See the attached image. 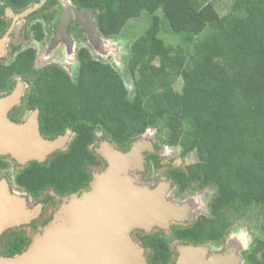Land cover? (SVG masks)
<instances>
[{"label": "trees", "instance_id": "1", "mask_svg": "<svg viewBox=\"0 0 264 264\" xmlns=\"http://www.w3.org/2000/svg\"><path fill=\"white\" fill-rule=\"evenodd\" d=\"M3 1L19 10L37 0ZM71 1L93 11L102 38L147 17L125 57L132 91L113 65L87 47L76 52L75 77L55 63L33 70V51L19 53L13 65L17 74L30 75L23 104L38 109L39 133L52 139L69 128L73 137L43 161L26 162L16 184L32 196L48 188L57 195L75 192L88 184V167L98 164L90 146L100 135L127 148L152 128L161 143L179 147L181 156L194 152L199 161L195 171L168 168V178L181 189L214 187L209 216L172 235L218 242L236 219L256 208L261 237L242 254L245 264H264V0H231L224 14L212 0ZM7 86L2 74L0 91ZM157 159L149 155L146 165L159 167ZM140 240L149 247V264H168V238ZM26 242L23 232L9 234L4 255L20 253Z\"/></svg>", "mask_w": 264, "mask_h": 264}, {"label": "water", "instance_id": "2", "mask_svg": "<svg viewBox=\"0 0 264 264\" xmlns=\"http://www.w3.org/2000/svg\"><path fill=\"white\" fill-rule=\"evenodd\" d=\"M34 8H27L21 15ZM93 14L65 6L57 20L55 41L68 43L67 25L76 22L84 27L87 40L95 47L102 37ZM20 92L18 85L0 97V154L22 163L43 161L61 147L71 131L67 136L44 138L38 131L35 112L24 122L10 120L7 110L18 103ZM146 150L152 151L151 144L136 140L127 151L109 144L102 146L99 153L107 166L94 175L88 190L65 197L44 231L20 253L0 256V264H146L144 250L130 232L134 228L148 232L154 225L167 228L185 215L180 206L164 198V183L154 188L134 185L133 172L143 167ZM39 208L28 209L25 198L12 193L7 182L0 179V234L29 222ZM238 259L232 253H208L205 244L189 245L180 250L174 264H234Z\"/></svg>", "mask_w": 264, "mask_h": 264}, {"label": "rangeland", "instance_id": "3", "mask_svg": "<svg viewBox=\"0 0 264 264\" xmlns=\"http://www.w3.org/2000/svg\"><path fill=\"white\" fill-rule=\"evenodd\" d=\"M212 1L214 2L215 7L220 14H224L230 9L231 0H212ZM146 20L147 17L143 16V14L135 20H130L125 25V27L118 36L114 38H100L99 41L95 43L96 45L95 47L92 44H90L87 40L78 41V39H75L73 37L72 38L74 41V48L72 50L65 48L62 44H59L58 46L53 47L52 49L50 48L48 49L46 45L40 46L39 52L37 54V62L40 65L45 63H53V62L57 63L63 69H65L71 77H74L77 71V60L75 59L74 49L76 46L85 44L88 46L93 57L110 63L119 71L127 89L131 92L132 80L130 79V77L128 76L125 70V57L128 53V49L131 41L140 33L141 30H143L144 26L147 23ZM83 36L85 37L84 34ZM50 38L51 37L49 36L48 41H50ZM85 39H87V36L86 38H84V40ZM32 44L34 43H31V45ZM175 87L176 88L179 87V82L175 84ZM21 94L22 93L20 92V96ZM20 96H19V101H20ZM153 134H154V129L147 128L142 134L139 135L140 137L137 136L133 140V142L136 140V141H141L143 143L152 144L157 140V138H154ZM72 137H73L72 134H68V138L64 141V143L61 145L60 148L65 149L69 141L72 139ZM109 143L110 142L108 140L98 137V139L90 146V149L93 150V152L96 154V156L99 159L105 161V159L101 156L99 151L102 146H104L105 144L107 145ZM156 148H155L156 150L155 153L157 154L158 157L157 160L159 162V167H155L152 164L147 165V168L149 169L148 171L149 174H152L151 180H154V178H156V180L160 181V183L163 182L162 179L164 176V172L170 167H180V168L188 167L194 171L196 170L199 161L197 160L196 154L194 152H190L185 156H181L179 153L180 152L179 147L169 146L161 142L156 145ZM144 154L145 153H143L142 156ZM2 156L5 157V160H1L4 162V165L0 166V178L6 179V182L9 184L8 187L12 193L24 198L26 197L25 200L26 199L29 200L27 202V208L32 209L34 205L33 200L30 197H28L27 193L23 189H21L18 185H16L14 181V177L16 173L24 164H26V162L24 163L19 162L14 157L7 154H0V157ZM142 165H143V161H142ZM105 166L106 165L104 162L101 164L99 163L94 167L89 166L88 168L91 173L90 181H92L95 174L101 173L105 169ZM143 175L144 173L138 174L133 172L132 176L135 178L134 181L135 186L140 187L141 185H144L146 183L145 180L143 179ZM86 187L88 188V185ZM148 187L152 188V186H148ZM213 193H214V187L211 185H206L205 187L198 188L192 193H189V196L183 195L185 196V198L180 197L179 199H174L173 198L174 188L172 187L171 189H168L164 193V198L168 201L169 199L176 201V203L174 204L180 206L183 209L182 210L183 213H186L185 215H183V220H184V218H186L188 215H189V219H191L193 215L199 213L207 215L208 203L210 198L213 196ZM67 196L68 195L66 196L57 195L50 189L44 191L41 194L40 198L43 199L45 205H43L42 208L43 211L38 219H35V221L30 220L27 223L15 226L14 228H12V230H7L6 232L4 231L0 234V256H6L4 255L2 246L6 243V239L8 235L12 233L23 232L25 236L27 235L26 236L27 242L24 248L26 249L31 244L33 239L38 235H40L47 227V225L52 221L54 214L60 209L61 206L60 204L63 203L64 198ZM35 207L36 205L34 206V208ZM260 222L261 220L260 217L258 216V210L256 208L249 209L246 215H244L239 219H236L233 222V224L228 228L227 233L225 234V236L221 241L213 242V243L210 242L205 244L208 246V253L216 252V251L219 252L224 251L223 253L226 252L238 256L241 255L242 251L248 249V247L252 244L255 238L261 237L260 226H259ZM138 229L141 228H134L130 232L131 237L133 236L134 239L136 238L133 232L137 231ZM162 229H164V232H167L166 227ZM143 254L147 264L148 259L146 257V252L144 251ZM236 264H245L241 256H239L238 263Z\"/></svg>", "mask_w": 264, "mask_h": 264}, {"label": "flooded vegetation", "instance_id": "4", "mask_svg": "<svg viewBox=\"0 0 264 264\" xmlns=\"http://www.w3.org/2000/svg\"><path fill=\"white\" fill-rule=\"evenodd\" d=\"M65 6L66 7L69 6L71 8H76L72 4L71 0H68V1H66V0H37L36 2H33L30 5L23 7L22 9L17 10L16 8H13L10 5L6 4V2H4L3 0H0V76H2V74H5L6 77H8V81L10 80V86H7L6 89H4L3 91H0V97L11 93L15 89V87H17L18 85H20V91L22 93L20 96V101L18 103H16L17 105L14 104L13 106H11L7 110V113H6L7 117L14 122H24L28 119L29 116H32V114L35 112L37 125L39 128L38 109L37 108L31 109V108L25 107V105L23 104L24 94L26 93V91L30 87V75L29 74H22V73L17 74L16 73L15 65H13V64H14L18 54L23 52V51L29 50V49L31 51H33V60H32L31 69L38 70V69H40V68H42L48 64H51V63H45L42 65L38 64L37 54L39 52L40 46L46 45L48 49L49 48L52 49L53 47H56L59 44H62L65 48L72 50L74 48L73 38L78 39V41H86L87 40V39L84 40V37H83L84 33H85L84 34L85 38L87 36V34L84 30V27L79 23L72 22V23H69L67 25V29H66V34L69 36V42L65 43L62 40L55 41L57 20H58L59 16L62 14ZM33 7H35V8L32 9L31 11L27 12L25 15H21V13L24 10H26L27 8H33ZM54 22H56V25H54ZM80 25L83 27V29H81ZM49 36L51 37L50 41H48ZM31 43H34V44L31 45ZM80 46H84V47L88 48V46L85 44H81L79 46H76L74 49L75 59H76V52ZM55 64H57V63H55ZM75 75H76V73H75ZM68 130L71 131V129L68 128L61 135L62 136L66 135V132ZM71 134L73 135L72 131H71ZM57 136H59V135H57ZM57 136H55L54 138H56ZM153 136H154V138H156V136L154 134H153ZM99 137L103 138L101 135ZM54 138H52V139H54ZM103 139H105V138H103ZM157 140H156V142L151 144L152 151L146 150L143 152V153H145L143 155V167L140 170H137L135 172L138 174L144 173L143 179L146 182L144 185L152 186V188L158 186V184H160V181H157L156 178H154V180H151L152 174H149V172H148L149 169L147 168L146 161H147V158L149 155H151L153 153L156 154L155 153L156 145L160 143V141L159 140L157 141ZM110 145L112 148L117 149L119 151L120 150L126 151L130 147V145L127 148L118 147L117 145H115L113 143H111ZM59 149H61V148H59ZM1 160H5V157L4 156L0 157V164H1L0 166H3L4 162ZM97 160H98V164L99 163L101 164L104 162L105 165L107 166L106 160L102 161V159H99L98 157H97ZM96 165H94V166H96ZM94 166L92 165V167H94ZM106 166H105V168H106ZM0 179H4L6 181L5 178H0ZM162 180H163V182H161V183L165 184L163 192H166L168 189H171L172 187L174 188V194H173L174 199H179L180 197L185 198V196H183V195L189 196V193H192L196 189L205 187L207 185V184L202 185V186L197 185L196 187L194 185H192L191 187H187V188L185 187V188L181 189L180 187H178L176 182H174L172 179L168 178L167 175H165V174H164ZM89 182H90V180H89ZM89 182L87 185H89ZM8 186H9V184H8ZM86 186L82 187L81 189H78L75 192H78L80 194L83 190H88V188ZM46 190H49V188ZM50 190L53 191L52 189H50ZM75 192H72V193H75ZM72 193H68V194H64V195H60V196H66V195H69ZM27 195H28V197H30L33 200V203H34L33 207L35 205L37 206L38 204L40 205V208H39L40 210L36 214V217L31 219L32 221H35V219H38L40 217V215L43 211L42 208H43V205H45V202L43 201V199L40 198L41 194L38 196H32L29 193H27ZM211 198H210V200H211ZM210 200H209V203H210ZM28 201L29 200L26 199V203ZM169 201L171 203H176V201L172 200V199H169ZM209 203H208V206H209ZM202 216H206V217L209 216V207H208V214L207 215L199 213V214L193 215V217L191 219H189V215H188L186 218H184V220L172 221L166 229L167 232H164V229H162L161 227L154 225V226H152V228L148 232L145 231L144 228H141V229H138L137 231H135L133 233H134L136 240L139 241L140 246L146 252L147 259H148L149 247L146 246L145 244H143V242L140 240L141 236H143V235H152V236L154 235L155 236L156 234H158V236H160L162 238H168L169 239L168 244H169V248H170V250H169L170 251V258H169L168 264H174L179 257L180 250L183 247H186L189 245H204V244H207L210 242L211 243L216 242L213 240H209V241H204V242H200V243H194L192 241H184V240L179 239L177 237H174L172 235L173 231H174L173 229H175L176 231L182 230L183 228L185 229V228H187V226H190L195 220H197L199 217H202ZM12 228H14V227H12ZM12 228H8L4 231L6 232L7 230H12ZM4 245L2 246V249H3V252L5 254V249L3 248ZM216 252L221 254L224 251H220V252L216 251ZM239 256H241L242 259L244 260V256L242 253ZM236 263H238V260L234 264H236ZM147 264H149V260H148Z\"/></svg>", "mask_w": 264, "mask_h": 264}]
</instances>
